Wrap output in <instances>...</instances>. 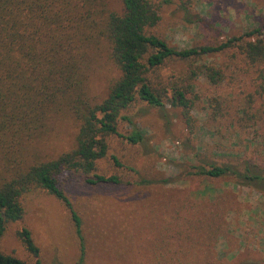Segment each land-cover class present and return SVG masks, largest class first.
Instances as JSON below:
<instances>
[{
	"label": "rangeland",
	"instance_id": "rangeland-1",
	"mask_svg": "<svg viewBox=\"0 0 264 264\" xmlns=\"http://www.w3.org/2000/svg\"><path fill=\"white\" fill-rule=\"evenodd\" d=\"M190 2L188 17L176 2L162 5L161 20L147 33L177 49L238 41L159 69L161 84L188 87L190 125L168 102L163 109L134 103L123 114L130 122L120 121L118 129L125 135L137 129L142 143L108 137V155L95 171L118 176V185H90L67 172L60 176L58 186L81 221L82 264H264V180L247 185L231 173L219 178L198 173L211 166L240 172L249 166L264 177V62L251 65L244 55L245 44L256 39L247 33L260 29L264 41V0ZM94 7L100 21L118 3L97 0ZM105 49L95 37L83 50L84 97L91 105L118 77ZM191 63L220 69L222 80L214 85L203 74L188 79ZM76 125L66 110L53 114L48 130L28 148L37 149L41 160L55 158L72 148ZM21 205L22 218L6 225L1 253L34 264L19 236L25 228L40 264H78L80 244L69 210L44 191L23 196Z\"/></svg>",
	"mask_w": 264,
	"mask_h": 264
},
{
	"label": "trees",
	"instance_id": "trees-1",
	"mask_svg": "<svg viewBox=\"0 0 264 264\" xmlns=\"http://www.w3.org/2000/svg\"><path fill=\"white\" fill-rule=\"evenodd\" d=\"M97 0H0V240L6 225L23 216L21 199L28 193L44 191L69 210L80 244V260L84 256L81 221L69 199L59 188L60 176L78 174L90 185H118V176L95 173L97 163L108 155V137L115 136L129 145L142 143L143 135L133 129L130 134L119 131L123 115L140 101L149 107L163 109L166 102L179 108L190 125L192 100L186 97L188 87L163 85L158 82L159 69L168 62H190L220 52L234 44L231 39L219 46L177 49L147 31L161 20L164 4L176 2L188 17L190 0H117L118 9L106 11L97 20ZM195 22V21H194ZM260 29L246 34L254 41L245 44L244 55L251 65L264 62V41ZM96 37L104 41L106 54L118 71L98 103L89 104L84 97L82 66L84 48ZM188 65L189 77L203 74L214 85L222 80L220 69L213 66ZM171 97H167L168 91ZM67 111L76 121L73 146L55 158L41 160L38 150L28 148L48 130L53 114ZM116 167L122 165L110 157ZM199 171L210 178L227 173L253 185L263 184L264 177L249 166L242 172L228 167ZM143 184L149 181L142 180ZM29 254L40 264L39 249L31 233H19ZM0 264H26L0 251Z\"/></svg>",
	"mask_w": 264,
	"mask_h": 264
}]
</instances>
